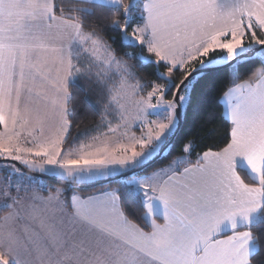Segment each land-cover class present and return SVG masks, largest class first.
<instances>
[{
	"label": "snow or ice",
	"instance_id": "obj_1",
	"mask_svg": "<svg viewBox=\"0 0 264 264\" xmlns=\"http://www.w3.org/2000/svg\"><path fill=\"white\" fill-rule=\"evenodd\" d=\"M80 80L103 112L69 141ZM0 129V264H264V0H0Z\"/></svg>",
	"mask_w": 264,
	"mask_h": 264
},
{
	"label": "trees",
	"instance_id": "obj_2",
	"mask_svg": "<svg viewBox=\"0 0 264 264\" xmlns=\"http://www.w3.org/2000/svg\"><path fill=\"white\" fill-rule=\"evenodd\" d=\"M107 36L114 37L117 41L116 44L113 45L114 48L117 49V53L119 54L121 51H128V52H138V49L133 48H123L120 47V37L117 32H108ZM220 50H216V53L212 55L219 54ZM154 59V58H153ZM130 64L133 65V70L136 72L137 76L143 81H154L156 80L155 75V68L151 65H144L139 66V62L137 60H130ZM259 65H256L258 67ZM163 71V69H161ZM247 77H245L246 79ZM78 87H73L70 91L73 93L72 100L70 103V107L76 110V116L74 117V122L71 129V136L69 137V141H72L73 138L78 137L79 133L84 132L86 129H94V127L100 124L101 115L100 113L103 112V105L98 104L97 101L100 99L98 90H88L89 85L84 81H78ZM84 88L86 91H81L80 89ZM150 89H146L143 94H147V91ZM88 102L96 105L97 111L93 112L91 109L88 108ZM217 115H219V109H217ZM83 117V119H82ZM108 119L113 120V124L116 123V120L113 119L111 116ZM107 125L105 124L102 126L99 131L105 132ZM226 127L222 125L219 119L215 120L212 124H205L203 122V118L190 119L189 123L184 127L183 131L188 133V138H196V143L198 145L197 151L206 150V148L211 147L212 150H218L220 147H223L226 143L225 139H222L224 134L226 133ZM95 131H90L89 136L96 135ZM81 140L84 142L88 141L83 137L76 139V145L78 146ZM183 141H178L176 149L173 151L172 156L169 159L174 158L176 155L179 154L180 148L182 147ZM69 146V145H66ZM167 163V161H165ZM54 186H62L63 183L59 181V179L47 178V188H54ZM115 186V185H112ZM72 191H76L79 193H92L95 191V188H75L68 192V195L71 196ZM47 194V192H45Z\"/></svg>",
	"mask_w": 264,
	"mask_h": 264
},
{
	"label": "rangeland",
	"instance_id": "obj_3",
	"mask_svg": "<svg viewBox=\"0 0 264 264\" xmlns=\"http://www.w3.org/2000/svg\"><path fill=\"white\" fill-rule=\"evenodd\" d=\"M146 95V94H144ZM155 102V101H153ZM156 117H151V119H155ZM108 119V117L106 118ZM115 124H113L114 126ZM2 130V129H0ZM137 131V135L139 134V130L138 128L136 129ZM90 141H86L85 143H88ZM68 146H65V148H67ZM78 147V146H77ZM2 162V161H0ZM17 165L18 167L21 168V170L23 171V173L25 174V176H34V177H37L40 181H42V183L45 185V188L47 187V178H53V179H58V178H55V177H51V176H48L46 174H41L39 173L38 171L34 172L32 171L31 169L25 167L24 165L22 164H19V162H17ZM4 175V173L2 171H0V177H2ZM54 187H62V186H54ZM4 213L0 212V216H2Z\"/></svg>",
	"mask_w": 264,
	"mask_h": 264
},
{
	"label": "water",
	"instance_id": "obj_4",
	"mask_svg": "<svg viewBox=\"0 0 264 264\" xmlns=\"http://www.w3.org/2000/svg\"><path fill=\"white\" fill-rule=\"evenodd\" d=\"M61 182V181H60ZM78 188H82V187H78ZM87 188H92V187H87Z\"/></svg>",
	"mask_w": 264,
	"mask_h": 264
},
{
	"label": "crops",
	"instance_id": "obj_5",
	"mask_svg": "<svg viewBox=\"0 0 264 264\" xmlns=\"http://www.w3.org/2000/svg\"><path fill=\"white\" fill-rule=\"evenodd\" d=\"M76 192V191H75ZM77 193H79V192H77ZM158 222H162V221H158Z\"/></svg>",
	"mask_w": 264,
	"mask_h": 264
}]
</instances>
